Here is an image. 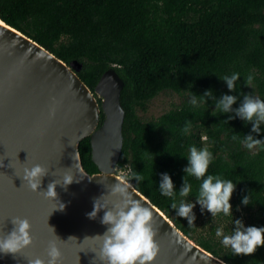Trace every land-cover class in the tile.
Masks as SVG:
<instances>
[{
    "label": "trees",
    "instance_id": "1",
    "mask_svg": "<svg viewBox=\"0 0 264 264\" xmlns=\"http://www.w3.org/2000/svg\"><path fill=\"white\" fill-rule=\"evenodd\" d=\"M0 20L64 64L77 61V76L92 93L101 75L113 69L123 82L124 110L115 175L125 170L124 179L134 190L212 256L226 264H264V247L252 256H233L230 248L223 250L214 239L196 235V223L189 227L159 190L165 173L174 190L181 189L189 149H200L201 131L213 154L206 175L232 180L233 210L241 213L245 227H264V146L252 153L243 143L244 135L264 140V125L257 135L238 117L227 124L230 114L215 111L211 99L146 123L134 114L135 106L163 91L201 96L211 89L217 99L236 96L233 109L243 100L240 93H256L264 100V0H0ZM234 73L240 80L237 91L229 92L218 77ZM248 76L253 77L249 87L244 83ZM102 118L100 113L99 123ZM187 121L192 127L183 133ZM78 153L83 170L98 173L88 138L79 143ZM134 172L144 180L137 183ZM188 180L192 191L185 198L177 194V205L181 199L196 201L202 181ZM245 196L251 200L248 206L241 203Z\"/></svg>",
    "mask_w": 264,
    "mask_h": 264
},
{
    "label": "water",
    "instance_id": "2",
    "mask_svg": "<svg viewBox=\"0 0 264 264\" xmlns=\"http://www.w3.org/2000/svg\"><path fill=\"white\" fill-rule=\"evenodd\" d=\"M80 68L77 61L64 64L26 36L0 29V237L9 235L14 229L12 220L19 218L29 221L33 240L15 256L0 252V264H29L28 259L37 257L47 260L49 242L55 235L61 240H57L59 264H101L96 257L101 242L91 238L107 230L101 223L104 211L95 219H89L88 213L96 199L103 195L101 203L111 199L108 191L118 182L114 174L122 149L123 82L108 69L92 93L77 76ZM85 138L98 171L92 175L83 170L78 153ZM35 165L48 170L39 192L23 181L24 169ZM66 175L73 177V183L65 188ZM53 181L60 184L56 187L58 201L43 195ZM59 202L64 209L54 211ZM153 217L160 248L153 264H222L171 221L173 227L154 212Z\"/></svg>",
    "mask_w": 264,
    "mask_h": 264
},
{
    "label": "clouds",
    "instance_id": "3",
    "mask_svg": "<svg viewBox=\"0 0 264 264\" xmlns=\"http://www.w3.org/2000/svg\"><path fill=\"white\" fill-rule=\"evenodd\" d=\"M218 78L227 85L229 92L237 91V81L240 80L238 73ZM252 79V76H248L244 81L245 85L249 87ZM240 95L243 100L236 109H233V105L237 103L236 96L225 94L217 99L211 89L206 90L201 96L191 93L190 103L193 106H196L198 102L207 104V101L211 99L215 111H219L223 115L230 114L228 120H224L225 123L228 124L230 120L238 117L244 121L245 126L251 124V132L259 135L261 125H264V100L244 93H240ZM191 127V121H187L182 132L188 133ZM206 139V137H202V141ZM243 143L249 150L264 146V140L256 139L253 135H244ZM186 159L188 166L183 169L185 176L183 177V185L178 192L174 190L173 181L167 173L161 175V182L159 183L160 193L173 201L171 208L176 210L177 216L185 218L189 227H193L196 219L193 209L196 204L200 205L202 214L207 210L211 213L213 219L220 213L225 216H232L230 200L236 185L232 180L206 175L213 154L207 147L197 149L193 145L190 147ZM0 167H3L2 163H0ZM47 174L48 170L40 165H35L31 169H24L23 181L27 183L33 192H39L41 181ZM188 177H194L196 180L202 181L198 194L195 196L196 201L191 203L181 199L177 205V194L180 198H185L189 197L192 191V185L189 183ZM132 179L140 183L144 180V177L141 173L134 172ZM72 183L73 177L66 175L62 186L66 188ZM57 185H60L57 181L50 183L47 191H43V195L49 200L58 201ZM131 187L132 184L128 181L117 182L112 185L107 194V197L111 199L104 203L100 201L105 195L96 199L93 211L88 213L89 219H95L101 210L104 211L101 223L107 226V230L103 235L91 238L101 242L99 253L96 254L101 264H153L159 254L160 248L156 241L157 230L154 227L153 212L150 208L143 206L140 201L133 199L129 191ZM241 203L248 206L251 200L248 196H245ZM64 207V204L59 202L54 211L57 209L62 211ZM237 210L239 211V207ZM12 223L14 225L13 231L7 236L0 237V252L15 256L23 249L31 246L33 240L30 234L31 225L27 219L16 218L12 220ZM233 225L234 230L231 235H225L221 228L215 230L216 236L222 237L223 246L230 248L233 256H252L258 248L264 247V227H245L242 220L239 219L233 220ZM55 237V240L49 242L47 260L39 257L31 258L28 259L29 264H59L61 251L57 246V240H61L56 235ZM69 239L75 238L69 237ZM85 239L89 238L86 237Z\"/></svg>",
    "mask_w": 264,
    "mask_h": 264
},
{
    "label": "rangeland",
    "instance_id": "4",
    "mask_svg": "<svg viewBox=\"0 0 264 264\" xmlns=\"http://www.w3.org/2000/svg\"><path fill=\"white\" fill-rule=\"evenodd\" d=\"M254 97L258 98V95L256 93L253 94ZM99 98L96 96L95 100L97 102ZM191 96L187 93L184 94H176L171 91H163L156 95L154 98L144 102L140 106L134 107V114L140 122H149L151 120H156L163 114L169 112V111H175L181 109L186 104L190 103ZM100 100V99H99ZM98 104V103H97ZM99 105V104H98ZM198 140H199V146L207 147L206 140L202 141V137H205L204 134L200 131L197 133ZM257 149L254 148L251 150L252 153L256 152ZM126 175V171L122 170L119 171L114 176L122 179L123 181H126L124 179ZM235 191L233 192L232 198L230 200V204L232 205V200L234 198ZM187 202V201H186ZM191 203H195V201H188ZM193 213L196 217L195 219V225H196V235H201L204 238H212L214 241L218 242V245L221 246L223 250H226L222 244V237H217L215 234V230L217 228L223 229V232L225 235H231L234 230L233 220L242 219V215L239 212H236L232 208V216L228 215L225 216L223 213L218 214L214 219L211 215V213L207 212L205 210L203 214L201 213V208L199 204H196L195 208L193 209ZM213 230L212 234H209L210 231Z\"/></svg>",
    "mask_w": 264,
    "mask_h": 264
},
{
    "label": "bare ground",
    "instance_id": "5",
    "mask_svg": "<svg viewBox=\"0 0 264 264\" xmlns=\"http://www.w3.org/2000/svg\"><path fill=\"white\" fill-rule=\"evenodd\" d=\"M0 29L8 32V33H11L15 36H18V37H21V38H24L23 35H21L19 32L15 31L14 29L10 28V27H7V25H5L3 22L0 21ZM118 182H125L123 180H121L120 178H117ZM131 190V189H130ZM131 193H133V195L139 200L141 201L146 207L150 208L151 211H153L157 216H159L165 223H167L170 227H173V225L170 223V221L165 218L163 216L162 213H160L158 210H156L155 208H153L152 205L149 204V202L144 198L142 197L141 195H138L137 193H134L133 190H131ZM186 239V238H185ZM189 243H191L190 241H188ZM192 244V243H191ZM193 245V244H192Z\"/></svg>",
    "mask_w": 264,
    "mask_h": 264
}]
</instances>
